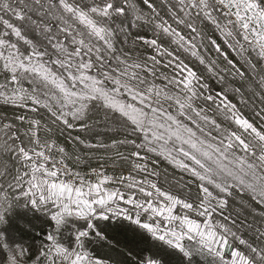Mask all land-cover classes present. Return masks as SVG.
<instances>
[{
    "label": "snow or ice",
    "instance_id": "snow-or-ice-1",
    "mask_svg": "<svg viewBox=\"0 0 264 264\" xmlns=\"http://www.w3.org/2000/svg\"><path fill=\"white\" fill-rule=\"evenodd\" d=\"M0 264H264V0H0Z\"/></svg>",
    "mask_w": 264,
    "mask_h": 264
}]
</instances>
